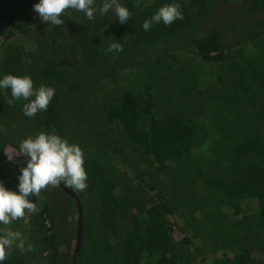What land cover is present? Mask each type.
<instances>
[{
  "label": "trees",
  "instance_id": "trees-1",
  "mask_svg": "<svg viewBox=\"0 0 264 264\" xmlns=\"http://www.w3.org/2000/svg\"><path fill=\"white\" fill-rule=\"evenodd\" d=\"M38 2L39 0H14L11 7L8 0L5 11L0 12V29L3 21H7L8 27L19 29V26L13 23L16 8L24 10L27 21H32L37 26L33 20L39 15L34 11L33 6ZM119 2L132 13L124 24L115 19L112 11L103 16L97 13L95 19L89 20L82 12L74 10H69V15L61 17L64 20L62 26L44 22L40 36L42 43L39 48L41 52L47 54H30L27 56L32 58L29 63L26 58L25 61L22 59L21 48L15 44H6L5 38L1 40L0 49L7 47V51L0 68V78L7 74L29 76L35 87L44 84L55 89V95L47 111L39 112L33 117L36 127L43 129L45 133H53L65 138L66 121L62 115V108L65 107L67 100L57 90L66 85L70 96L74 84L73 77L69 74L70 69L66 70L59 59H67L70 68L78 64L80 67L93 68L105 62L107 55L111 54L119 60L123 55L144 46L184 37L187 38V46L193 48L192 54L195 58L200 59L206 66L228 67L233 60L231 69L233 77L230 72L228 77L221 78L218 69L216 70L217 81L211 88H206L202 97L204 108L209 109L216 117L225 112L228 119L230 114L222 106L223 103L231 104L228 99L231 97L232 100L234 98V103L238 104V112L234 110L235 114L230 117L246 123L253 119L264 122V0H253V9L260 10L263 18L256 32L253 26L247 28L245 25L227 24L228 32L229 30L231 33L235 32L234 45L231 41H226L225 32L219 28L209 29L200 37L187 36L200 23L211 18L212 9L217 4L216 0H139V6L137 0H119ZM171 3L180 4L183 20L178 19L169 26H165L162 22L153 24L148 31L142 28L146 19H150L160 7ZM65 29L73 34L70 42L66 39ZM114 39L121 43L122 52L105 51ZM229 52L239 53L241 59H246V62L238 63ZM234 82H236L235 93L232 92ZM196 90L198 88L191 91V96L194 91L198 95ZM149 92L150 88L140 93L126 89L117 95L105 96L100 108L102 120L110 127L118 128L123 138L135 147L137 152L151 159L156 172L172 171L176 173L173 178L175 180L183 173L185 178H188L185 173H189L198 165L192 150L199 146L197 138L201 133L180 114L157 118L154 114L155 102ZM242 96L247 100L244 102L246 103L244 108L249 107L250 111L242 109ZM8 98H11L10 91L6 94L4 90H0L1 119L13 115L23 102L19 100L9 106ZM241 116L244 119H240ZM15 145L14 139L11 140L7 133L0 130V162L5 166L12 167L15 161L29 159L27 156H21L18 160L9 161L4 149L10 146L18 151L19 146ZM228 159L229 162L224 160L210 165L212 170L218 169L219 166L224 167L221 170L225 172L219 178L205 179L203 187H198V185L202 186L200 180L197 181V186L194 183H180L181 187L184 185L181 201L186 204L189 208L188 213L192 215L203 207L201 191L198 193L199 188L203 190L207 187L227 200L255 199L257 201L255 219L259 221L258 229L261 231L258 237L264 240V136L258 135L233 144ZM169 163L173 166L168 167ZM84 168L87 173L86 193L98 204L96 231L104 237V247L111 264H181L182 257L173 236L174 226L170 222V216H173L174 212L157 187L150 189L154 193L148 197L149 206L143 204L140 213L126 215L128 207L117 197L115 181L108 172L90 159L85 160ZM58 188L72 201L77 210L74 198L77 196L81 199L83 192L66 187L74 192L75 196H70L62 187ZM37 206L40 211L31 214L29 223L32 227L30 224L29 226L31 237L37 239L35 247L39 253L38 263L55 264L60 254L58 237L54 230L55 213L46 202L41 201ZM236 213L238 214V209ZM252 221H254L252 217L245 216L242 222L239 220L237 223ZM252 229L255 228L252 226ZM84 233L85 231L82 230L83 235ZM250 235L255 236L252 239H256L255 234L251 232ZM182 241L187 249H192L190 238H182ZM27 242L26 245L31 244ZM202 242H205L204 239ZM84 244L83 237L82 249L80 248L76 254L73 253L76 264H81L82 254L85 252ZM250 247L239 248L232 259H215L212 264H264V260H254L250 256L257 247L262 249L260 253L264 256V242L262 245L258 243L256 247L254 245ZM8 250L7 258L0 264H34L32 262L37 260L36 255L32 259V251L22 253L16 247ZM44 254L45 256H42Z\"/></svg>",
  "mask_w": 264,
  "mask_h": 264
},
{
  "label": "rangeland",
  "instance_id": "rangeland-1",
  "mask_svg": "<svg viewBox=\"0 0 264 264\" xmlns=\"http://www.w3.org/2000/svg\"><path fill=\"white\" fill-rule=\"evenodd\" d=\"M7 1L0 0V12L5 11ZM216 1L211 18L200 23L187 35L189 38L200 37L209 29L219 28L225 32L226 41H231L234 45L235 32L231 33V30L228 32L227 24L245 25L247 28L253 26L256 32L263 18L260 10L253 9V0ZM34 18L33 21L37 23V26L32 21H27L24 10L16 8L13 23L18 25L19 29L8 27L7 21L2 22L0 29V42L5 38L6 44H15L21 48L20 55L24 61L26 58L28 63L32 59L27 57L30 54H47L41 52L39 48L42 43L40 36L44 22L39 16ZM64 32L67 41H72L73 34L68 32V29ZM249 34L252 35L251 32ZM187 42V38L184 37L150 44L123 55L119 60L110 54L107 55L105 62L93 68L80 67L79 64L70 68L69 61L61 58L59 62L66 70L70 69L69 74L73 77L74 85L70 96L66 85L60 87L57 92L67 100L65 107L62 108V115L66 121L65 139L81 147L84 161L88 159L96 161L113 178L117 197L122 199L128 207L125 214H138L143 204L149 206L148 197L154 193L150 189L157 187L174 212V215L170 216V222L174 226L173 236L182 257L181 264H212L215 259H232L239 248H251L250 246L253 245L256 247L258 243L262 245L264 240L258 237V234H261L258 229L259 221L255 219L257 201L252 198L227 200L207 187L203 190L199 188L198 193L201 191L203 207L191 215L188 213L189 208L181 201L184 185L181 187L180 183H194L197 186L196 183L200 180L202 186L198 185V187H203L205 179L219 178L225 172L221 170L224 167L219 166L218 169L212 170L210 165L228 161L233 144L258 135L264 136V122L253 119L246 123V121H238L230 117L235 114L233 111L237 110L238 106L231 97L228 98L231 104L223 103L222 106L230 114L228 119L225 112L216 117L213 112L204 108L202 97L206 88H211L217 81L216 70L218 69L221 78L228 77L229 73H232L233 60L228 67L206 66L200 59L195 58L192 54L193 48L187 46ZM6 51L7 47L0 49V68ZM229 55L238 63L246 62V59H241L239 53L229 52ZM146 88H150L149 93L155 102L154 114L157 118H165L169 114H180L187 119L188 123L195 125L196 130L201 133L197 138L199 146L192 150L198 165L189 173H185L188 178H185L183 173L175 180L173 178L176 173L172 171L156 172L151 159L137 152L135 147L123 138L118 128L110 127L102 120L100 108L105 96L117 95L126 89L140 93ZM197 88L198 95L194 91L191 96V91ZM232 88V92L235 93L236 82ZM230 90L231 88L228 91ZM242 102L243 109L246 105L244 102H247L244 96H242ZM24 103L26 102L23 100L13 115L4 119L0 118V130L7 133L11 140L14 139L15 146H19L27 137H35L38 133L44 132L43 129L35 126L33 117L24 115ZM244 110L250 111L249 107ZM240 119L244 118L241 116ZM8 148L12 147L7 146L4 150ZM19 157L21 156H16L14 159L18 160ZM26 161L27 159L15 161L12 167L0 162V183H3L7 190L18 192L20 168L26 167ZM172 166L173 164H168V167ZM61 185L60 187H64L63 190L66 189L64 191L74 195V192ZM82 192L81 199L74 195L80 212L78 206L76 210L64 192L51 185L43 189L39 197L31 196L29 199L36 205L41 201L48 203L55 213L54 230L58 237L60 253L55 264H76L73 262V251L77 246L79 219L81 221L80 248L83 237L85 240V252L82 254L81 264L88 262L111 264L104 247V237L96 231L98 204L86 193V189ZM204 211L206 212L203 213ZM30 216L31 214L26 213L24 221L17 220L7 227L13 231H20L26 242H31L34 248L32 259L35 255L37 256V260L32 263L39 264V253L35 247L37 239H33L30 232ZM245 216L252 217L254 221L238 224L237 222L239 220L242 222ZM4 227L6 226L0 225V229ZM82 230L85 231L84 235ZM251 232L256 235V239H252L255 236L250 235ZM185 237L191 239L190 247L193 250L187 249L183 244L182 238ZM203 239L205 242H202ZM261 250L257 247L250 256L254 260H264ZM8 253L9 250H7Z\"/></svg>",
  "mask_w": 264,
  "mask_h": 264
},
{
  "label": "clouds",
  "instance_id": "clouds-1",
  "mask_svg": "<svg viewBox=\"0 0 264 264\" xmlns=\"http://www.w3.org/2000/svg\"><path fill=\"white\" fill-rule=\"evenodd\" d=\"M139 6V0H137ZM42 22L62 26V16L69 15V10L82 12L89 20L114 12L115 19L124 24L132 13L119 0H39L33 6ZM179 3L166 4L160 7L150 19H146L142 28L148 31L153 24L171 25L176 20H183ZM106 52H122L120 42L114 39ZM0 90L10 91L11 98L7 99L9 106L14 102L24 100L23 113L34 117L42 111H47L48 105L55 95L53 87L41 84L35 87L29 76L4 75L0 78ZM9 161L16 156H27L26 167L20 168L18 176V192L10 191L0 183V262L7 258V250L14 246L20 252L34 250L32 244L26 245V240L20 231H13L7 226L14 221L22 220L27 214L39 213L37 205L29 197H39L41 191L48 186L59 187L63 184L75 191L87 188V173L84 168V153L77 144L69 143L65 138L56 134L38 133L35 137H27L19 144V150L8 148L4 150Z\"/></svg>",
  "mask_w": 264,
  "mask_h": 264
},
{
  "label": "water",
  "instance_id": "water-1",
  "mask_svg": "<svg viewBox=\"0 0 264 264\" xmlns=\"http://www.w3.org/2000/svg\"><path fill=\"white\" fill-rule=\"evenodd\" d=\"M13 3H14V0H10V6L12 7L13 6ZM10 16H8V18H9ZM62 186V185H61ZM62 188H64V187H62ZM64 190H66V189H64ZM68 194H70L68 191H66ZM70 196H74L73 194H70ZM77 201V200H76ZM77 206H78V203H77ZM78 211L80 212V209H79V206H78ZM80 214V213H79ZM80 216V215H79ZM80 219H79V221H78V230H77V246H76V248H75V254L79 251V249H80ZM74 254V255H75ZM74 255H73V262H74Z\"/></svg>",
  "mask_w": 264,
  "mask_h": 264
}]
</instances>
